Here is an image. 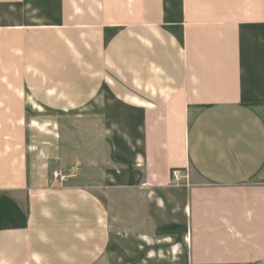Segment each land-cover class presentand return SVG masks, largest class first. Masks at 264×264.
<instances>
[{"label": "crops", "instance_id": "obj_1", "mask_svg": "<svg viewBox=\"0 0 264 264\" xmlns=\"http://www.w3.org/2000/svg\"><path fill=\"white\" fill-rule=\"evenodd\" d=\"M2 73L0 264H264V0H0Z\"/></svg>", "mask_w": 264, "mask_h": 264}, {"label": "rangeland", "instance_id": "obj_2", "mask_svg": "<svg viewBox=\"0 0 264 264\" xmlns=\"http://www.w3.org/2000/svg\"><path fill=\"white\" fill-rule=\"evenodd\" d=\"M16 77L10 74H0V99H10L12 96V88L16 86ZM23 122L20 124V133L24 150L26 153L31 154L35 149L41 151L44 136L47 137L50 133L43 131V126L50 121H57V118L52 117L48 113L39 112L33 109L28 103L23 104ZM10 125V124H4ZM55 130V127H52ZM59 182L62 179H58ZM64 181V178H63ZM48 181L46 186H50Z\"/></svg>", "mask_w": 264, "mask_h": 264}, {"label": "built area", "instance_id": "obj_3", "mask_svg": "<svg viewBox=\"0 0 264 264\" xmlns=\"http://www.w3.org/2000/svg\"><path fill=\"white\" fill-rule=\"evenodd\" d=\"M55 179H63V177L58 173L54 174ZM188 180V176L186 171L174 169L171 171V179L170 182L174 185L186 184Z\"/></svg>", "mask_w": 264, "mask_h": 264}]
</instances>
